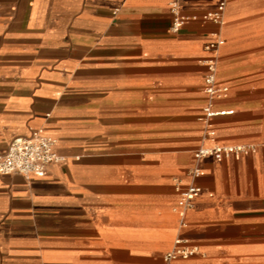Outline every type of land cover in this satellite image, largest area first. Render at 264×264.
<instances>
[{"label": "crops", "instance_id": "crops-1", "mask_svg": "<svg viewBox=\"0 0 264 264\" xmlns=\"http://www.w3.org/2000/svg\"><path fill=\"white\" fill-rule=\"evenodd\" d=\"M227 1L222 25L173 33L172 0H0V155L43 130L63 158L45 177L0 175V264H163L178 238L197 253L170 264H264V0ZM215 54L230 88L217 143L256 150L202 160L182 226L176 187L214 145L201 117Z\"/></svg>", "mask_w": 264, "mask_h": 264}, {"label": "built area", "instance_id": "built-area-1", "mask_svg": "<svg viewBox=\"0 0 264 264\" xmlns=\"http://www.w3.org/2000/svg\"><path fill=\"white\" fill-rule=\"evenodd\" d=\"M183 0H172L171 12L175 19L171 32L178 33L189 20H204L222 25L227 9V0H219L217 7L205 13L201 17L184 15L182 12ZM225 41L217 38V41L206 46V49L215 52ZM208 72L204 79V92L208 97L207 105L203 110L201 121L205 125L204 138L213 141L214 145L201 146L194 153L195 165L188 170L190 182L186 185L179 182L176 189L179 201L175 211L179 214L182 226H185L184 218L188 211L195 207L198 197L202 193L199 180L203 175L202 160L212 158L218 162L234 157L240 159L251 155L256 147L254 145H221L217 143L213 121L216 117L226 115L225 111H217V101L228 96L230 88L218 83V57L216 54L206 61ZM57 141L47 135L43 130H38L29 138L15 139L7 153L0 155V175H21L27 179L38 176L45 177L52 165L60 164L63 158L58 155ZM197 253L196 247H191L187 240L178 238L175 241V249L164 256L163 264H170L178 259H189Z\"/></svg>", "mask_w": 264, "mask_h": 264}]
</instances>
